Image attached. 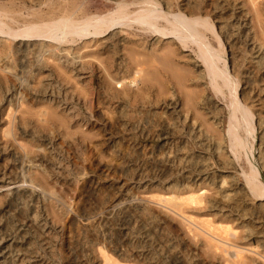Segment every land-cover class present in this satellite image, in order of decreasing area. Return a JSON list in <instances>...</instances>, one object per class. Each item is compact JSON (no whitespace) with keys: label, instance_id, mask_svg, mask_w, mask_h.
Listing matches in <instances>:
<instances>
[{"label":"rangeland","instance_id":"1","mask_svg":"<svg viewBox=\"0 0 264 264\" xmlns=\"http://www.w3.org/2000/svg\"><path fill=\"white\" fill-rule=\"evenodd\" d=\"M0 11V264H264V0Z\"/></svg>","mask_w":264,"mask_h":264},{"label":"bare ground","instance_id":"2","mask_svg":"<svg viewBox=\"0 0 264 264\" xmlns=\"http://www.w3.org/2000/svg\"><path fill=\"white\" fill-rule=\"evenodd\" d=\"M1 12V11H0ZM124 13V11H122ZM9 13V12H8ZM115 15L110 17L109 19V16L108 18H104V17H97L96 20H91V19H87V20H83L82 21V25H85L86 28L85 30L83 29V33L81 31L83 36H90V35H99V34H102L106 31H108L109 29H111V27L114 25L115 22H113L112 20H117L120 22V18H122L121 16H123L124 14L118 11H115ZM112 14V13H111ZM68 15V14H66ZM163 14L162 13H151V14H146V15H137L136 18H137V21H139L143 26L144 24H147V25H154V24H157L158 22V19L159 17L161 18ZM44 16V15H43ZM69 17V16H68ZM71 17V15H70ZM164 17V16H163ZM113 18V19H112ZM165 18V17H164ZM179 19V18H178ZM36 20V19H34ZM47 20V19H46ZM167 21L169 19H166ZM182 20V19H181ZM179 20V21H181ZM2 21V20H1ZM81 21V20H80ZM93 21V23L90 25L89 22ZM184 21V20H183ZM187 21V20H185ZM31 23H33L32 21H30ZM34 22H40L38 20L34 21ZM79 22L78 20L75 21V23ZM5 23V22H4ZM69 23V18L68 19H65L64 16L60 19H57V18H49L47 21H44V23L42 22V24H35L34 26H30V27H27L26 29H24L23 31L19 30V31H15V32H10L8 31V33L10 32L11 34L14 35H17L18 33L21 32V36L23 37H26V38H31V39H43V38H49L50 40H53V41H61L63 42L64 41V35L63 36H60V34L64 33L65 35L68 34L66 32H57V29H59V27H62L64 24H68ZM73 23V22H72ZM74 23V24H75ZM170 23V22H169ZM171 23H173L171 21ZM116 24V23H115ZM180 26L179 25H176L175 23L173 24V28L174 29H171V30H163L161 28H158L160 31H163V33L165 35H168V34H172L174 36H176L177 38H179L180 40L184 39L183 37L185 36H182L184 34V32H187V30L185 31L186 28H192L196 34L199 36V30H197V23H195V21H187L185 22L184 24H181L179 22ZM90 25V26H88ZM175 25V26H174ZM83 26V27H85ZM157 26V25H156ZM157 29V31H158ZM0 30L2 32V30L4 31L3 29V26L0 25ZM191 30V29H190ZM159 31V32H160ZM68 32V31H67ZM70 32V31H69ZM5 33V32H3ZM161 33V32H160ZM73 35V34H72ZM185 35V34H184ZM74 36V35H73ZM67 38V37H66ZM189 39V38H188ZM189 41V40H188ZM186 43V41H184ZM185 45V44H184ZM210 57V56H209ZM150 58V57H149ZM135 61V60H134ZM144 61V60H143ZM148 61V60H147ZM141 62V61H140ZM149 62V61H148ZM140 67V66H138ZM137 69V68H136ZM139 70V68H138ZM145 69H140L139 71V74L140 72L144 71ZM137 73V72H136ZM138 75V74H137ZM135 76L134 79H130L133 83H136L138 81V78H140V75L138 76ZM156 76V75H155ZM119 83V82H118ZM131 83V82H130ZM119 87H122V83L120 85H118ZM226 185V184H225ZM199 197V196H197ZM195 199V198H194ZM197 200L199 198H196ZM188 200H189V197H188ZM191 200V199H190ZM200 200V199H199ZM199 202V201H198ZM214 245V244H213ZM210 249V248H209ZM223 252V251H222ZM227 255V254H226ZM239 256V254H238ZM119 264V263H117Z\"/></svg>","mask_w":264,"mask_h":264}]
</instances>
